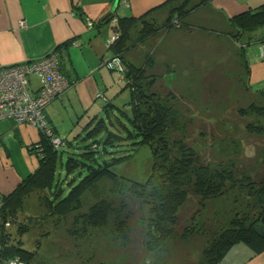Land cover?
I'll return each mask as SVG.
<instances>
[{
    "label": "rangeland",
    "instance_id": "1",
    "mask_svg": "<svg viewBox=\"0 0 264 264\" xmlns=\"http://www.w3.org/2000/svg\"><path fill=\"white\" fill-rule=\"evenodd\" d=\"M201 5L198 0L186 1L189 13ZM156 25H146L144 30L155 32L165 22ZM173 29L189 28L182 22ZM168 31L161 28L141 41L137 33L131 34L130 40L119 45L124 65H131L137 76L142 72V83L151 82L154 101L167 116L164 149L163 143L161 147L154 143L156 155L151 160L150 149L141 145L130 162L115 167L145 187L139 191L120 178L101 179L62 215L50 213L45 195L30 191L16 211V221L25 224L21 240L34 254L31 264H212L218 257L214 244L224 231L245 226L257 215L250 184L264 171V94L249 89L245 65L232 58L214 67L190 66L183 49L170 51L175 45L166 39ZM197 57H193L196 64L200 62ZM104 68L113 86L110 98L106 96L112 105L107 112L101 110L89 120L85 112L72 116L69 106H46L59 135L71 142L61 148L56 160L54 185L57 179L62 187L77 182L78 172H67L66 161L69 157L84 160L82 153L93 141L101 150L106 140L104 126L117 134L118 127L122 136L121 146L114 142L113 154L136 146L125 138L123 129L130 127L126 117L130 115V90L115 67L111 70L106 64ZM97 95L102 105L106 98ZM93 117L97 121L92 126ZM101 119L105 125L98 129ZM20 126L27 134L39 132L29 124ZM86 127L95 130L90 138H86ZM22 148L33 171L39 158L29 147ZM184 165L189 179L179 185L175 169ZM216 169L232 171L233 180L213 196L205 188L199 190L195 182ZM98 204L105 206L106 214L103 223L94 226L88 215ZM122 218L128 222L127 238L116 230ZM17 222L8 229L12 234ZM155 228L162 229L163 239L158 243Z\"/></svg>",
    "mask_w": 264,
    "mask_h": 264
},
{
    "label": "crops",
    "instance_id": "2",
    "mask_svg": "<svg viewBox=\"0 0 264 264\" xmlns=\"http://www.w3.org/2000/svg\"><path fill=\"white\" fill-rule=\"evenodd\" d=\"M114 2L0 0V69L57 52L62 73L70 86L50 104V108L69 106L72 116L85 112L90 120L106 103L98 104L97 94L108 100V92L113 91L109 74L104 71L106 64L114 70L113 54L106 44L115 30V23L107 19L109 14L117 20L144 18L161 25L179 1L118 0L112 11ZM261 5L264 0H208L182 21L188 30L168 31L166 39L170 45H175L170 51L183 49L184 59L190 66L214 67L230 58L242 62L249 89L261 93L264 91V59L260 58L259 46L264 43V25L246 29L234 39L238 30L229 22L234 16ZM139 20L132 26L131 34L138 32ZM194 55L200 59L198 64L193 61ZM119 79L125 80L121 74ZM32 82L35 85L34 78ZM45 112L59 134L56 121L49 117L47 108ZM20 125L11 120H0L1 195L11 193L35 171L30 170L22 146L31 149L41 139V134L33 131V134H27ZM217 264H264V251L256 253L247 244L239 242Z\"/></svg>",
    "mask_w": 264,
    "mask_h": 264
},
{
    "label": "trees",
    "instance_id": "3",
    "mask_svg": "<svg viewBox=\"0 0 264 264\" xmlns=\"http://www.w3.org/2000/svg\"><path fill=\"white\" fill-rule=\"evenodd\" d=\"M178 1L179 2L174 6L169 17L165 21V27H161L162 29L170 30L178 27L189 14L190 10L186 9L187 0ZM198 1H200L203 5L208 0ZM112 18L113 16L110 13L107 19ZM138 20L139 19L135 20L131 17L117 20L116 31L118 33V37L110 46H108V48L112 51L113 57L116 56L123 63V69L117 70L124 76L126 86L129 88L131 96L130 102L128 103L130 115H125L129 121L130 127L127 128L124 126L123 129L126 133L125 138H131L133 140L131 144L136 146L132 148L130 147L129 152H125L127 150L126 147L123 151L118 150L117 152H119V154H113V150L111 148L114 146V142H116L117 145L119 143V146H121L120 142L122 140V136L119 135L120 131L118 127H116V131L119 132L117 134L104 126L106 130V140L104 141L101 150H99V144L96 143V141H93L88 145L87 150H84L82 153L83 157H85L84 160L80 161L73 157H69L67 159L65 164L66 171L70 172L72 170L78 172V178L76 183L72 184L67 182V185L62 187L60 185V179H57L54 185L53 178L56 160L59 157L62 147L54 148L49 143L47 138L40 133L41 139L34 143L30 149L31 151H35L39 158L37 168L25 180L19 183L11 193L2 195L3 203L0 208V261L17 259L23 264H31V261L34 259L33 252L26 249L24 247L23 240H21L23 233L26 231L25 224L16 221V211L18 207L22 206L24 198L29 195L30 191L37 190L41 192V194L46 197L50 213L62 215L70 210L73 205L77 203V201H79L84 192L94 187L101 179L115 180L120 178L128 181L133 189L139 191L145 187V183L136 180L135 176L132 177L130 174L117 172L115 169V167L121 163L130 162L135 155L137 148L141 145L147 146L150 149L151 155L148 159L151 160L154 158V155H156V152L154 151L155 148H153L154 143L156 146L158 145L160 147L163 143L164 146L161 147L162 149L166 146L164 144L165 140L163 135L166 130L167 116L164 112L165 110L160 108L161 106L154 101V97H156V95L150 88L151 82H146L145 84L142 83L143 73L139 71L137 76L132 66H125L121 58L122 55L120 50L122 49L119 48V45L120 43L131 39L130 30ZM139 22L140 28L138 32H136L138 34L137 40L139 41L144 40L153 33L161 30V28H157V30L154 29L156 30L155 32L153 30V32H149L148 30H144V26H152V24L155 25V23L147 21L144 18H140ZM229 22L231 26L237 28L238 30L236 33L237 35H233L234 39H237L241 36L244 30L264 25V5H261L250 12L234 16L229 20ZM156 26L159 27L160 25ZM261 93L264 94V91L261 90ZM105 102L106 103L103 105L102 110L107 112L108 107L112 105L111 101L108 102L107 99H105ZM95 117L91 120L92 126L97 121L95 120ZM100 121L101 125L98 126V129L105 125L104 120L101 119ZM119 124L123 126L120 121ZM86 129L88 130L87 132H89L86 138H90L95 130L92 131L91 127H86ZM54 132L56 131L54 130ZM64 143L65 145L63 147L69 145L71 146L70 141L67 142V140H64ZM178 169L179 170L175 169V178L177 179V183L179 185H183L188 182H186V178L189 179L186 170L187 165H184L182 168L179 167ZM148 171L150 174L153 171V166H151V164L148 167ZM178 172H180V174H178ZM203 173H208V170L206 169ZM231 180H233L232 171L225 169L223 172H220L216 169L212 170L209 176H203V178L200 179V182H195V186L199 188V190L205 188V190L207 189L211 195L215 196L221 194L222 190L220 189L224 188L225 182ZM250 189L251 193L255 195L253 202L258 208L257 215L253 218V221L245 226L241 225L237 228L224 231L222 238L214 244V252L218 254V257L212 264H217L229 251V249L234 244L239 242L247 244L256 253L264 251V225L263 235H259L254 230V226L261 224L260 217L261 215H264V171L258 174V178H256L255 181L251 182ZM105 210L106 208L103 204L93 206L89 210L88 222L94 226L103 223L106 214ZM6 222H9L8 226H5ZM16 222L17 227L15 232L12 234L8 229H10L11 224L14 225ZM128 227L127 219L124 220L122 218L116 224V230L120 232L124 238L128 237ZM155 230V238H157L156 241L158 243L163 239L162 229L155 228ZM12 236L14 237V242L10 243Z\"/></svg>",
    "mask_w": 264,
    "mask_h": 264
},
{
    "label": "built area",
    "instance_id": "4",
    "mask_svg": "<svg viewBox=\"0 0 264 264\" xmlns=\"http://www.w3.org/2000/svg\"><path fill=\"white\" fill-rule=\"evenodd\" d=\"M111 20L115 23V30L107 47L118 37L117 19ZM20 24L24 23L20 22ZM260 57L264 58V43L260 45ZM111 63L116 69H123L120 59L116 56L111 59ZM32 78L35 79V85ZM69 86L70 82L62 73L57 52H51L36 60L4 67L0 69V120L6 119L17 125L29 124L36 127L54 148H61L65 145L64 140L54 132L45 109ZM2 199L0 194V208ZM8 225L9 222H6L5 226ZM0 264L23 263L17 259H10L0 261Z\"/></svg>",
    "mask_w": 264,
    "mask_h": 264
},
{
    "label": "water",
    "instance_id": "5",
    "mask_svg": "<svg viewBox=\"0 0 264 264\" xmlns=\"http://www.w3.org/2000/svg\"><path fill=\"white\" fill-rule=\"evenodd\" d=\"M118 5V0H115L113 6H112V11L116 9ZM263 225H264V216L261 218V224L254 226V230L259 234L263 235Z\"/></svg>",
    "mask_w": 264,
    "mask_h": 264
}]
</instances>
